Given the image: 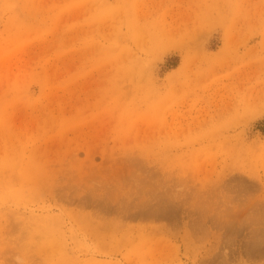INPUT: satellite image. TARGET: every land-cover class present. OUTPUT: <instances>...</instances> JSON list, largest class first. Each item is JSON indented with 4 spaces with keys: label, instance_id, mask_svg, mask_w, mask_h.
<instances>
[{
    "label": "rangeland",
    "instance_id": "rangeland-1",
    "mask_svg": "<svg viewBox=\"0 0 264 264\" xmlns=\"http://www.w3.org/2000/svg\"><path fill=\"white\" fill-rule=\"evenodd\" d=\"M0 264H264V0H0Z\"/></svg>",
    "mask_w": 264,
    "mask_h": 264
},
{
    "label": "bare ground",
    "instance_id": "bare-ground-1",
    "mask_svg": "<svg viewBox=\"0 0 264 264\" xmlns=\"http://www.w3.org/2000/svg\"><path fill=\"white\" fill-rule=\"evenodd\" d=\"M237 215V214H236Z\"/></svg>",
    "mask_w": 264,
    "mask_h": 264
}]
</instances>
